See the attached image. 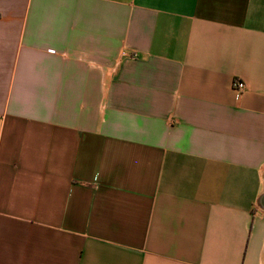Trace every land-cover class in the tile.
Returning <instances> with one entry per match:
<instances>
[{"label": "crops", "instance_id": "crops-1", "mask_svg": "<svg viewBox=\"0 0 264 264\" xmlns=\"http://www.w3.org/2000/svg\"><path fill=\"white\" fill-rule=\"evenodd\" d=\"M0 264H264V0H0Z\"/></svg>", "mask_w": 264, "mask_h": 264}, {"label": "built area", "instance_id": "built-area-1", "mask_svg": "<svg viewBox=\"0 0 264 264\" xmlns=\"http://www.w3.org/2000/svg\"><path fill=\"white\" fill-rule=\"evenodd\" d=\"M125 55V54H124ZM234 88L241 92L244 88H245V85L242 83V82H235L234 83Z\"/></svg>", "mask_w": 264, "mask_h": 264}]
</instances>
